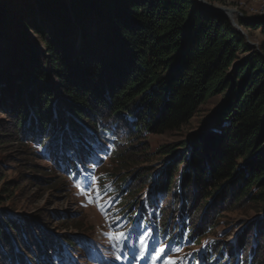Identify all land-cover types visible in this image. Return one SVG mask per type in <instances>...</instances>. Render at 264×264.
<instances>
[{"label":"trees","instance_id":"trees-1","mask_svg":"<svg viewBox=\"0 0 264 264\" xmlns=\"http://www.w3.org/2000/svg\"><path fill=\"white\" fill-rule=\"evenodd\" d=\"M236 22L264 35V18ZM216 96L197 132L158 150L170 155L162 168L145 169L140 181L121 175L107 193L116 192L118 231L133 222L142 240L174 248L199 244L225 214L251 209L234 242H207L202 259L264 264V43L253 50L196 0H0V110L12 119L0 124V150L6 138L26 156L41 148L62 176L80 179L101 129L174 132ZM24 182L25 174L0 187V264H49L66 248L86 249L88 240L65 235L62 244L3 207ZM152 194L159 204L148 202V216L141 197Z\"/></svg>","mask_w":264,"mask_h":264},{"label":"rangeland","instance_id":"rangeland-1","mask_svg":"<svg viewBox=\"0 0 264 264\" xmlns=\"http://www.w3.org/2000/svg\"><path fill=\"white\" fill-rule=\"evenodd\" d=\"M210 4L214 7L235 10L239 14H234L235 23L236 20L249 23L264 18V0H216ZM10 7L13 9L12 5ZM35 23L38 24L39 21L35 20ZM16 26L20 27V25ZM239 28L247 44L258 51L260 45L264 43V35L261 31L253 29L246 31L240 26ZM221 99L222 96H216L200 106L191 120L174 132L151 135L144 129L129 132L128 128L123 127L121 133L115 135L111 130L101 129L97 134L98 141L92 144L93 156L87 163L90 168L89 173L80 179L62 176V172L51 163L43 149H37L38 154L33 155L28 150L26 156L20 152L22 150L17 148L14 141L6 138L7 144L0 150V163L4 166L3 173H0V187L3 183L17 182L18 179L20 181L23 174L28 182L20 183V189L15 191L13 198L3 207L12 208L27 220L30 219L42 233L60 243L65 235L73 237L75 241H89L84 243L86 246L84 250L76 246L73 252L65 247L63 259L53 256L48 259L49 264H165L168 260L175 261V264H205L201 257L194 262L190 260L191 252L195 250L200 256L206 242L213 239L231 245L244 225L255 216L251 209L247 210V213L225 214L219 227L211 234H207L200 244H182V247H178L172 253L171 250L174 248L166 247L153 235H148L142 240L145 235L141 236V232L134 229L133 222H129L124 230L118 231L120 224L114 214L118 207L113 198L116 192L110 196L107 191H114V184L121 175L125 177L133 175L136 181H140L145 169H150L152 174L156 173L170 159L169 154L162 155L158 150L163 146L180 143L197 132L203 125L204 118L218 106ZM120 122L125 124L124 120ZM11 123L12 119L7 113L0 110V124L3 125L1 128ZM124 148L131 150L126 156L120 157L123 154L119 156V153ZM39 179H43L44 182ZM153 182L151 180L147 183L143 193L151 190ZM88 194L94 198L99 194L98 203L105 210L104 214L98 209L97 204L87 202ZM147 197L145 195L141 197V208H144L149 216L148 202L150 205L159 204L156 200L159 197L155 198L153 194ZM148 227L152 228L150 225ZM120 233L124 234V239L118 242L114 236ZM33 236L38 239L39 245L43 244L38 232L33 233ZM141 241L147 248L146 253L140 248ZM161 247L167 249L160 258H157V249ZM133 251L137 253L135 258L126 255ZM235 255L234 251L229 254L232 258ZM142 256L145 258L141 259Z\"/></svg>","mask_w":264,"mask_h":264},{"label":"snow or ice","instance_id":"snow-or-ice-1","mask_svg":"<svg viewBox=\"0 0 264 264\" xmlns=\"http://www.w3.org/2000/svg\"><path fill=\"white\" fill-rule=\"evenodd\" d=\"M79 186H80V185H78V187H79ZM86 198H87V202H88L89 204H97V207H98V209L102 212V214L105 213V210L103 209L102 205L98 203V200H99V194H97V197H95V198L92 197L91 194H88ZM114 238L119 242L120 240L124 239V234H123V233L116 234V235L114 236ZM140 248H141V250L144 251L145 253L147 252V248L145 247L143 241L140 242ZM165 251H166V249L163 248V247L157 249V258H160V255H161L162 253H164ZM126 255H130L132 258H135V256L137 255V253H136L135 251H133V252H131V253H126ZM143 258H145V257L142 256L141 259H143ZM116 259H120V257H116ZM165 264H175V261H173V260H168V261L165 262Z\"/></svg>","mask_w":264,"mask_h":264},{"label":"water","instance_id":"water-1","mask_svg":"<svg viewBox=\"0 0 264 264\" xmlns=\"http://www.w3.org/2000/svg\"><path fill=\"white\" fill-rule=\"evenodd\" d=\"M196 1H197L198 6L201 7L203 10H205L209 13L220 14V15H223L226 18H228L231 25L234 27V29H236L239 34L243 35V33L241 32V30L239 28V25L237 23H235V21H233V19H232V15H234V14L239 15L235 10L228 9L225 7H214L213 5L206 2L205 0H196Z\"/></svg>","mask_w":264,"mask_h":264},{"label":"bare ground","instance_id":"bare-ground-1","mask_svg":"<svg viewBox=\"0 0 264 264\" xmlns=\"http://www.w3.org/2000/svg\"><path fill=\"white\" fill-rule=\"evenodd\" d=\"M233 17H234V15H232V19H233ZM233 21H234V19H233Z\"/></svg>","mask_w":264,"mask_h":264}]
</instances>
